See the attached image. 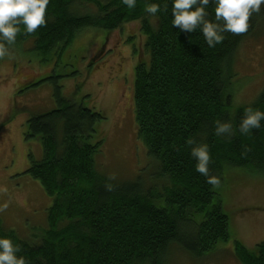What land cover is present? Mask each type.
Returning a JSON list of instances; mask_svg holds the SVG:
<instances>
[{
  "label": "trees",
  "instance_id": "obj_1",
  "mask_svg": "<svg viewBox=\"0 0 264 264\" xmlns=\"http://www.w3.org/2000/svg\"><path fill=\"white\" fill-rule=\"evenodd\" d=\"M79 1L80 6L93 4L95 11L79 14L74 5L71 8L73 0H49L47 23L31 34L21 24L9 51L31 40L32 50L47 61L83 28L111 31L138 21L145 40L144 57L139 52L131 70L133 142L136 137L141 140L157 161V177L146 181L155 164H148L147 172L138 170L133 182L123 175L114 180L109 169L95 165L94 156L105 147L106 135L101 131L102 138L90 141L104 114L62 95L54 84L55 108L29 118L25 133L26 138L39 136L42 144V157L33 160L29 155L24 172L53 197L47 227L37 240H26L0 222V236L19 244L17 255L27 264H165L173 244L194 256L213 251L228 239L229 217L215 187L195 170L194 145L186 141L209 145V175L219 180L226 166L264 174V120L260 129L247 134L238 130L244 108L264 111V88L253 102L233 109L234 83L240 79L231 73L233 56L253 32L257 13L250 17L246 32H226L221 43L209 47L199 30L172 26L171 0L167 11L165 0H136L134 8L121 0ZM153 2L161 5L156 15L145 11ZM208 11L207 18L213 19L214 5ZM217 120L231 122L235 134L216 136ZM233 250L240 264H264L263 241L249 248L235 240Z\"/></svg>",
  "mask_w": 264,
  "mask_h": 264
},
{
  "label": "rangeland",
  "instance_id": "obj_2",
  "mask_svg": "<svg viewBox=\"0 0 264 264\" xmlns=\"http://www.w3.org/2000/svg\"><path fill=\"white\" fill-rule=\"evenodd\" d=\"M80 3L73 0L72 10L79 14L95 11L93 4ZM138 23L127 22L111 31L83 28L60 54L52 53L47 61H41L32 50L31 40L0 58V222L19 237L37 240L47 227L46 212L53 197L24 172L29 155L33 160L42 157V144L39 136L26 138L25 133L29 118L55 108L54 84L60 86L62 95L104 114L90 141L100 138L101 131L106 135L105 147L102 145L94 156L95 165L109 169L114 180L123 175L127 182H133L138 170L147 172L155 164L146 181L156 179L157 161L147 154L141 140L136 137L133 142L136 123L131 70L139 52L144 57L145 40ZM145 54L148 60L149 53ZM231 63V73L240 79L234 83V109L253 102L264 88V5L257 13L253 32L240 43ZM139 175L144 176L142 172ZM223 176L215 189L229 217L227 241L201 256L173 244L165 264H240L233 253L235 240L249 248L264 242V174L226 166Z\"/></svg>",
  "mask_w": 264,
  "mask_h": 264
},
{
  "label": "clouds",
  "instance_id": "obj_3",
  "mask_svg": "<svg viewBox=\"0 0 264 264\" xmlns=\"http://www.w3.org/2000/svg\"><path fill=\"white\" fill-rule=\"evenodd\" d=\"M128 8H134L136 0H121ZM49 0H0V58L10 56L8 45L16 43L17 35L24 31L31 34L40 26L47 23L45 13ZM214 5V18L208 19L209 5ZM171 24L181 31L202 32L209 47L224 40V33L241 34L248 30L249 19L253 13H259L264 0H171ZM168 9V0H165L164 10ZM146 13L156 15L161 11L159 3H149L145 6ZM238 130L247 134L253 129L262 127L264 111L246 107ZM214 133L216 136L224 134L234 135L235 130L231 122L215 121ZM191 147V156L196 159L195 170L206 177V182L217 186L220 180L209 175L211 160L207 143L195 144L194 140L186 141ZM19 244L10 236H0V264H27L23 256H18Z\"/></svg>",
  "mask_w": 264,
  "mask_h": 264
}]
</instances>
